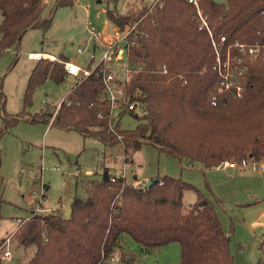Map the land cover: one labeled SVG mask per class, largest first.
<instances>
[{
	"label": "trees",
	"instance_id": "1",
	"mask_svg": "<svg viewBox=\"0 0 264 264\" xmlns=\"http://www.w3.org/2000/svg\"><path fill=\"white\" fill-rule=\"evenodd\" d=\"M49 1L0 0V57L20 44L27 29L51 26L53 10L44 16ZM119 1L108 0L114 7H107L106 15L120 30L137 23L129 58L143 66L133 84L147 94L145 122L134 129H122L120 123L109 126L108 105L99 100L103 64L79 78L59 107L46 106L31 121L75 129L106 145L122 142L126 163L133 162L144 143L180 162L207 168L248 155L263 158L264 64L250 66L242 97L224 92L214 105L212 96L219 84L213 68L216 55L196 7L189 0H158L123 13L116 8ZM56 2L69 6L75 0ZM199 4L215 38L225 36L228 44L264 41V0H199ZM66 61L71 60L64 55L37 60L26 88V107L35 89L47 80H65ZM4 102L0 86V115ZM7 116L4 111L5 128L15 124L21 113ZM153 178L152 183L142 184L134 173L130 182L105 168L100 178L85 183L84 196L72 199L70 217L36 212L23 219L13 236L20 246L35 245L36 251L28 261L17 264H134V255L122 249L126 235L144 252L179 242L181 260L176 264H233L229 236L215 203L181 178ZM187 190L197 193L189 206L183 201ZM4 202L0 193V221ZM117 249H122L120 259L111 262ZM0 264H4L1 259Z\"/></svg>",
	"mask_w": 264,
	"mask_h": 264
},
{
	"label": "rangeland",
	"instance_id": "2",
	"mask_svg": "<svg viewBox=\"0 0 264 264\" xmlns=\"http://www.w3.org/2000/svg\"><path fill=\"white\" fill-rule=\"evenodd\" d=\"M153 1L120 0L116 8L125 13ZM107 7H114V4L108 0H75L73 5L57 6L56 0H50L44 16H50L53 10L51 26L48 29H27L20 44L9 48L0 57V86L5 100L0 115V130H3L0 193L5 199L0 241L13 235L22 220L36 212H57L70 217L72 199L76 195H85L87 181L100 178L105 168L120 174L125 165L130 182H133L135 173L138 182L169 175L195 185L215 203L229 236L233 264H264V248H261L264 240V173L244 169L233 174V170L207 168L200 163L189 168L188 161L180 162L149 143H144L134 154L132 163H126L122 142L106 145L96 136L85 137L74 129L51 127L40 120L31 121L46 106L58 107L79 77L67 74L60 83L47 80L35 89L32 102L26 107V88L37 62L29 58V54L44 51L54 57L64 55L91 70L102 56L99 41L94 39L91 31L103 33L115 27L107 18ZM80 46L85 48L83 52L78 51ZM94 49L96 59L92 62ZM50 56L46 58L52 59ZM4 111L7 119L20 113L21 116L15 124L5 128ZM144 122L142 117L127 113L122 116L120 126L134 129ZM196 200L195 191L185 192L183 201L186 206ZM56 203L61 207L55 209ZM122 249L134 255V264H176L181 260L179 242L144 252L132 237L126 235ZM11 251L13 258L25 263L34 255L36 246L24 248L13 236Z\"/></svg>",
	"mask_w": 264,
	"mask_h": 264
},
{
	"label": "built area",
	"instance_id": "3",
	"mask_svg": "<svg viewBox=\"0 0 264 264\" xmlns=\"http://www.w3.org/2000/svg\"><path fill=\"white\" fill-rule=\"evenodd\" d=\"M157 1L154 0L152 3ZM189 2L197 9L201 27L208 29L216 55L213 68L218 74L219 84L217 91L212 96L213 104L216 105L218 103V95L224 92H232L235 97H242L247 84V74L250 66L254 63L264 64V41L254 43L236 41L228 44L225 36L215 38L200 7L199 0H189ZM136 25L137 23L122 30L114 27L112 31H104L103 33L91 31L94 39L99 41V45L102 48L100 61L94 64L91 70L73 61L64 62L66 72L79 78L90 75L99 64L105 66L103 70V89L99 100L106 102L108 105L109 112L107 117L111 128L120 123L124 114L129 113L135 117L143 118L148 113L146 92L141 87L133 84L134 79L143 71V66L132 63L129 58V48L134 42L131 36L136 33ZM95 49L91 55L92 61L96 59ZM84 50L85 48L82 46L78 48L79 52H83ZM46 57L47 54L42 52H32L29 54V58L36 61ZM50 57L52 60H56V57ZM163 72H167L165 66L163 67ZM100 116L103 117L102 114ZM188 163L187 167H194L193 163ZM216 167L235 171L250 169L258 173H264V157L255 159L253 156L248 155L241 161L236 159L225 160ZM121 170V173L116 175L127 178L125 165ZM76 176L79 177L80 174H76ZM54 207L58 209L60 207L59 203H56ZM12 237L13 235L8 236L0 242V259L4 264H7L13 258L11 251ZM120 256L121 250L117 249L111 258V262H117Z\"/></svg>",
	"mask_w": 264,
	"mask_h": 264
},
{
	"label": "crops",
	"instance_id": "4",
	"mask_svg": "<svg viewBox=\"0 0 264 264\" xmlns=\"http://www.w3.org/2000/svg\"><path fill=\"white\" fill-rule=\"evenodd\" d=\"M145 1V0H144ZM39 52H44V51H39ZM44 54H47V55H51V56H55V55H53V54H51V53H48V52H44ZM70 75V74H69ZM73 76V75H72ZM71 91V90H70ZM52 123H50V124H48V125H51ZM54 126V125H53ZM52 125H51V127H53ZM64 129H67V128H64ZM75 130V129H74ZM193 168H195V166L193 167ZM211 168H216V167H211ZM227 170V169H226ZM229 170H232V169H229ZM234 172H233V174H236V172L237 171H235V170H233ZM112 173V172H111ZM113 174H115V173H113ZM128 177V176H127ZM148 180L149 179H145V180H143V181H139V182H143V183H145V182H148ZM59 206L61 207V205L59 204ZM18 260V259H17ZM18 262H19V260H18Z\"/></svg>",
	"mask_w": 264,
	"mask_h": 264
},
{
	"label": "water",
	"instance_id": "5",
	"mask_svg": "<svg viewBox=\"0 0 264 264\" xmlns=\"http://www.w3.org/2000/svg\"><path fill=\"white\" fill-rule=\"evenodd\" d=\"M154 180V178L152 180L149 181V184L152 183ZM18 260L17 259H11L7 262V264H17Z\"/></svg>",
	"mask_w": 264,
	"mask_h": 264
}]
</instances>
